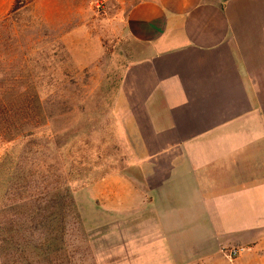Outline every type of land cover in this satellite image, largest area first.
Here are the masks:
<instances>
[{"label":"crops","instance_id":"1","mask_svg":"<svg viewBox=\"0 0 264 264\" xmlns=\"http://www.w3.org/2000/svg\"><path fill=\"white\" fill-rule=\"evenodd\" d=\"M103 1L136 49L113 108L133 170L91 198L132 219V264H264V0Z\"/></svg>","mask_w":264,"mask_h":264},{"label":"rangeland","instance_id":"2","mask_svg":"<svg viewBox=\"0 0 264 264\" xmlns=\"http://www.w3.org/2000/svg\"><path fill=\"white\" fill-rule=\"evenodd\" d=\"M107 12L103 0H0V94L22 96L17 103L31 111L27 122L18 112L27 109L11 108L16 123L8 132L36 134L39 160L52 162L55 175L30 174V198L8 214L12 226L22 224L13 242L26 238L20 248L33 252L32 239L45 233L41 214L66 205L64 236L51 242L56 264H132V219L104 213L88 192L108 176L133 170L131 144L124 143L113 108L136 49L112 34ZM10 252L14 259L17 247Z\"/></svg>","mask_w":264,"mask_h":264},{"label":"trees","instance_id":"3","mask_svg":"<svg viewBox=\"0 0 264 264\" xmlns=\"http://www.w3.org/2000/svg\"><path fill=\"white\" fill-rule=\"evenodd\" d=\"M21 97L0 94V126L6 127V129L0 128V148H2V153L0 154V264H10V260H12L11 264H28V262L56 264V249H51V242H55L58 238L64 236L66 205L64 209L61 208V211H56L54 206H49L47 208V214H49L47 215L46 212L41 214L43 221L40 224H42V230L47 235L44 233L39 240L32 239L34 244L33 252L26 253L24 249L20 248L23 243L28 242L26 238L17 237L18 239L13 242L15 234L12 235V233L15 232L16 235H19L20 231L15 229L18 228L16 225H11L12 222L9 220L8 214L14 206L22 205L26 196H28V199L30 198L29 195L32 192L26 190L29 187L28 184L31 183L28 180L30 174L32 176L35 175L36 170H38L40 176L43 173L40 170H44L48 174L53 172V169H51L53 168L52 162H48L45 159L39 160L43 155L39 149L41 145L37 140L36 134L27 133L20 135L15 133L16 130H14L13 134L8 132L16 123V119L11 116V114L16 113L11 108L17 107V104H19L18 107L27 109V111H18L21 114V119L29 122L27 119L31 118V111H28V106L23 103H17L22 101ZM31 98L37 101L36 96ZM20 108L18 109L20 110ZM22 112L25 113L22 114ZM35 156H37L35 162H28L29 159ZM48 193L46 192V194ZM51 193L53 195L55 191ZM46 222L47 224H45ZM44 224L47 227H43ZM21 225L19 223V228H21ZM56 234L58 235L57 237ZM15 247H17L18 252L17 255H14V259H11L10 251Z\"/></svg>","mask_w":264,"mask_h":264},{"label":"built area","instance_id":"4","mask_svg":"<svg viewBox=\"0 0 264 264\" xmlns=\"http://www.w3.org/2000/svg\"><path fill=\"white\" fill-rule=\"evenodd\" d=\"M243 251V249L238 248V249H228V250H222V254L224 255V257L229 260L232 261L234 260L236 257H238L241 252Z\"/></svg>","mask_w":264,"mask_h":264}]
</instances>
